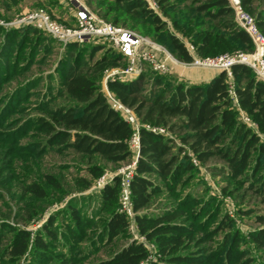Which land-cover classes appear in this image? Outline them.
<instances>
[{
	"label": "trees",
	"instance_id": "1",
	"mask_svg": "<svg viewBox=\"0 0 264 264\" xmlns=\"http://www.w3.org/2000/svg\"><path fill=\"white\" fill-rule=\"evenodd\" d=\"M93 1L115 26L133 19L151 24L149 37L164 40L177 60L192 62L186 43L167 29L168 22L147 0ZM155 1L199 56L215 57L238 48L253 50L248 34L235 21L229 0ZM258 1L241 0V4L264 33V9L257 6ZM53 43L32 26H0V264H18L27 255L32 264H85L104 248L108 258L95 264H142L150 260V253L143 244L129 239V220L118 211L119 177L100 192V213L109 214L100 231L74 204L68 205L60 231L56 217L35 236L15 223H26L38 215L36 208L48 199L49 189L61 190L59 177L43 172L48 155L73 152L87 161L94 179L103 174L96 159L118 164L133 157L129 143L134 129L111 107L101 87L106 70L126 66L118 52L107 49L95 60L103 46L69 44L53 74L27 81L10 95L2 93L6 83L31 73L35 66L46 65ZM151 74L153 77L144 72L132 80L107 83L108 90L143 125L131 202L140 235L156 245L158 257L149 264H257L220 203L186 192L196 177V167L185 149L174 138L145 127L163 128L177 137L199 163L222 177L224 193L238 197L244 190L242 200L251 193L263 196L264 201V191L251 183L261 170L264 145L238 121L227 73L220 72L204 84L170 83L156 72ZM232 76L239 107L264 133V82L244 65H235ZM45 79L46 89L39 91ZM254 156L255 167L248 176ZM78 182L84 189L91 185L84 178ZM6 195L17 203V212ZM161 195L166 197L165 208L148 212ZM256 220L264 225V216ZM249 239L264 254V227L252 231ZM124 240L127 242L121 243ZM85 242L87 249L80 248Z\"/></svg>",
	"mask_w": 264,
	"mask_h": 264
},
{
	"label": "rangeland",
	"instance_id": "2",
	"mask_svg": "<svg viewBox=\"0 0 264 264\" xmlns=\"http://www.w3.org/2000/svg\"><path fill=\"white\" fill-rule=\"evenodd\" d=\"M82 2L100 19L104 21L111 22L110 20L104 18V10H102V13H99L96 8V2L91 0H82ZM150 8L154 10L164 21L168 22L167 29L170 32L175 33L180 39H182L185 43H189L188 38L181 35L172 25L171 19L165 17L163 13L161 12L159 6L157 5L155 0H147ZM259 8L264 9V0L258 1ZM37 9H44L47 11V13L50 15V17L58 22L61 25L65 26H73L75 23V20L73 18V10L72 8L61 2L60 0H0V26L6 29H12V28H23V25L17 24L22 18L29 15L31 12L37 10ZM176 14H173L172 17H174ZM139 20L133 19V21L128 23H122L120 27H123L125 29H131L134 27V25L139 24L138 28H134L135 32L138 34L148 37L154 42L156 45L160 46L161 48L165 49L167 51L166 42L162 40L160 37H149L151 34L149 32L152 30V26L149 23H142L139 22ZM40 31V30H39ZM45 39H52L53 40V52L49 56L48 63L43 66H35L31 73H28L26 75L20 76L17 79L8 82L4 85L3 88V94L10 95L16 88L24 85L27 83V81H30L34 78L38 77H48V75H51L54 73V70L58 64V61L62 59L65 55V46L52 38L51 36L47 35L45 32L41 31ZM100 45L103 46L104 49L102 52H99L96 55L95 60H97L107 49L115 51L107 42L98 41L93 42L89 45V47ZM116 52V51H115ZM168 52V51H167ZM236 52H247L244 49L238 48L234 49L232 51H229L228 54H233ZM169 53V52H168ZM170 54V53H169ZM164 54H161V58ZM86 57H88L86 55ZM172 57L175 59V61H178L179 63H185L182 61L177 60L173 55ZM145 67V71L147 74L151 75L153 77L154 73L151 65L149 64H143ZM170 70L167 74L162 75L163 79L170 82V83H185V84H204L208 83L213 76L220 73L219 71H214L206 68H193V67H186L181 64H170ZM114 69V68H111ZM109 69V70H111ZM106 72V71H105ZM106 76V73H105ZM105 76L103 77L101 81V87L102 90L107 94L106 88H105ZM150 77V78H151ZM149 83L147 82L145 84L146 89L149 88ZM231 83V82H230ZM48 84V79H45L42 83L41 87L39 88V91H44L46 89V86ZM230 84V88H231ZM36 98V97H35ZM32 98L31 101L34 102V99ZM27 105V104H25ZM238 111V110H237ZM237 119L240 123H243L241 121V114L238 111ZM247 128H249L247 126ZM250 129V128H249ZM251 130L257 134L260 137L261 143L264 145V133H261L259 128L257 127L256 130L251 128ZM168 133V132H167ZM170 136H172L175 140L178 146L183 147L185 149V153L191 157V160L193 161L195 159V156L192 154L191 150L183 145L180 140L175 137L173 134L169 133ZM253 157L251 168L249 169L247 175H251L253 168L255 167V158ZM135 160V155L133 153V157L130 161L124 162V163H118V164H110L106 163L100 159H96L94 163L102 167L103 174L99 177L94 179L90 173L88 172V163L83 158L79 157L78 155L74 154L73 152H69L65 156H60L57 154H51L45 157L44 159V165L43 166V172H49L51 171L53 174H56L59 177L60 183H61V190L60 191H51L49 189V197L48 199L43 202L39 208H36V211L38 212V215L35 217L29 219L26 223L23 221L15 222L19 228H23L27 231H29L33 236L37 234V232L41 231L43 227L48 223L51 217H56V226L58 230H62V225L66 222L67 218L65 217V212L68 209V205L74 204L79 207L80 210L84 213L85 216L90 217L95 221V228L98 229V231L101 230V227L108 219L109 214L107 213H100L101 209V198H100V192L102 189L97 188V184L102 177L105 175L114 176L120 175V172L129 166L132 165L133 161ZM23 164V163H22ZM196 167V177L193 178V180L190 183V186L187 188L186 192L191 193L192 195H196L197 197L201 199H208L213 198L216 200V202L220 203L221 209L223 213L228 214L234 221L235 226L241 231L244 240H245V248L250 251L251 256L255 259L257 264H264V254L259 252L255 245L250 241L249 234L252 231H255L261 227H264V225L258 224L256 218L257 216H264V201L263 196H255L251 193L247 194V198L245 200H242L243 191H240V194L238 197H235L230 194H226L223 191V187L226 185L225 181L222 179L221 176L214 175L211 170L209 169V166L202 165L201 163H197L195 165ZM261 170L255 176V182L251 181L252 184L256 185L257 188H260L264 191V157L262 160V167ZM18 173H22L20 171V168L18 170ZM86 179L91 182V185L89 188H83L82 185L78 182L80 179ZM249 183V182H248ZM248 185V184H247ZM6 194V191H4ZM6 201L9 202L11 205H13V208L17 212V203L15 201H12L10 197L6 195ZM166 200V197L164 195H161L159 198H157L154 201V204L150 208L148 212H158L164 207V201ZM43 209V210H42ZM40 210H42L40 212ZM118 211H121V204H120V198H119V204H118ZM251 211V214H243L245 212ZM242 213V214H241ZM69 219V218H68ZM10 224H13V220H8ZM216 222H214L213 225H215ZM139 239L142 241V237L139 233V230L134 226H132L129 229V239ZM127 240H124L123 244H125ZM146 245L148 246V251L150 253V259L151 261L157 259V252H156V245L151 242L147 241ZM88 242H85L80 248L87 249ZM108 253L106 249H102L99 253L94 254L91 256V258L85 262V264H95L98 260L106 259L108 258ZM149 261H144L142 264H149ZM18 264H32V259L30 255H27L23 257Z\"/></svg>",
	"mask_w": 264,
	"mask_h": 264
},
{
	"label": "built area",
	"instance_id": "3",
	"mask_svg": "<svg viewBox=\"0 0 264 264\" xmlns=\"http://www.w3.org/2000/svg\"><path fill=\"white\" fill-rule=\"evenodd\" d=\"M60 1L72 8V16L75 20L73 26L59 24L54 21L44 9H37L31 12L17 24L23 25L24 27L32 26L43 31L55 40L61 42L64 46L69 44L82 45L85 43H93L96 42V40L107 42L110 47L120 53L126 60V66L106 70L105 88L107 91L106 96L111 107L119 112L134 129V134L129 145L131 151L135 155V160L131 166L122 170L120 175H116V177L120 178V212L127 216L130 227L132 224L133 227L135 226L138 229L131 202V180L134 176L140 154L139 130L143 125L134 112L117 100L108 90L107 83L114 80L127 81L139 77L145 71L143 64L151 65L154 72L164 75L169 72L171 63L181 64L186 67L206 68L214 71L226 72L231 82L230 84L233 82L232 68L235 65H244L253 70L258 80L264 82V33L259 28L256 18L243 8L241 0H229L235 13V21L238 26L248 34L253 45V50L250 52H236L233 54L226 53L215 57H201L197 54L196 48L192 44L186 43L187 51L192 56V62L179 63L175 61L172 55L165 49L152 42L150 38L144 37L133 30L115 26L100 19L82 2V0ZM161 54H164L162 58L160 57ZM229 94L235 108L241 114V121L243 124L250 129L253 128L256 130L258 127L257 124L239 107L233 85H231ZM145 127L157 134L173 138L166 129L155 128L149 125ZM192 162L194 165L198 163L196 158ZM116 177L105 175L99 180L97 188L103 190L107 185L111 184ZM141 237L142 241L137 238L134 240L143 244L148 250V246L146 245L148 240L142 235Z\"/></svg>",
	"mask_w": 264,
	"mask_h": 264
},
{
	"label": "crops",
	"instance_id": "4",
	"mask_svg": "<svg viewBox=\"0 0 264 264\" xmlns=\"http://www.w3.org/2000/svg\"><path fill=\"white\" fill-rule=\"evenodd\" d=\"M214 77V76H213ZM195 84V83H194Z\"/></svg>",
	"mask_w": 264,
	"mask_h": 264
}]
</instances>
